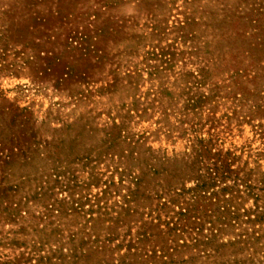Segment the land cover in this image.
Masks as SVG:
<instances>
[{
    "label": "rangeland",
    "instance_id": "374dc122",
    "mask_svg": "<svg viewBox=\"0 0 264 264\" xmlns=\"http://www.w3.org/2000/svg\"><path fill=\"white\" fill-rule=\"evenodd\" d=\"M0 264H264V0H0Z\"/></svg>",
    "mask_w": 264,
    "mask_h": 264
}]
</instances>
